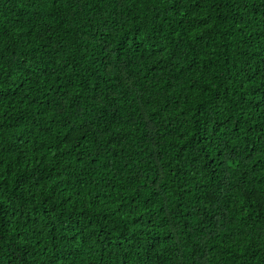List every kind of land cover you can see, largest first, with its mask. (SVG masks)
<instances>
[{
  "label": "trees",
  "instance_id": "16d2710c",
  "mask_svg": "<svg viewBox=\"0 0 264 264\" xmlns=\"http://www.w3.org/2000/svg\"><path fill=\"white\" fill-rule=\"evenodd\" d=\"M0 264H264V0H0Z\"/></svg>",
  "mask_w": 264,
  "mask_h": 264
}]
</instances>
